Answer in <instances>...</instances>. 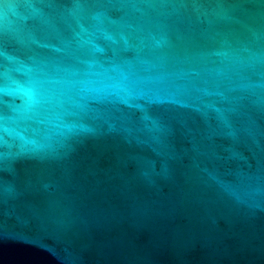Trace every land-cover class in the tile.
<instances>
[{
  "label": "water",
  "instance_id": "95a60500",
  "mask_svg": "<svg viewBox=\"0 0 264 264\" xmlns=\"http://www.w3.org/2000/svg\"><path fill=\"white\" fill-rule=\"evenodd\" d=\"M0 264H264V0H0Z\"/></svg>",
  "mask_w": 264,
  "mask_h": 264
}]
</instances>
